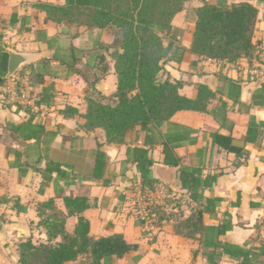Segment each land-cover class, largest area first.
Returning <instances> with one entry per match:
<instances>
[{
    "label": "crops",
    "instance_id": "obj_1",
    "mask_svg": "<svg viewBox=\"0 0 264 264\" xmlns=\"http://www.w3.org/2000/svg\"><path fill=\"white\" fill-rule=\"evenodd\" d=\"M90 2L0 0V69L6 70L0 73V264H16L22 242H49L41 225L47 215L63 218L69 235L81 219L89 238L120 235L135 246L101 264H264V67L189 51L194 11L204 3L253 5L252 43L263 45L264 0H186L164 39L173 46L169 56L176 47L183 53L179 61H161L162 79L178 83L187 99L195 100L201 87L211 97L203 111L135 126L118 143L100 129L87 130L83 118L87 98L116 92L113 35L61 14ZM43 6L56 10L47 14ZM10 53L21 58L12 75L33 106L2 98V88L11 87ZM143 158L151 162L144 182ZM151 185L180 195L184 217L202 211V229L186 238L171 222L145 225L133 199ZM240 252L250 254L244 259ZM89 258L86 251L67 264H89Z\"/></svg>",
    "mask_w": 264,
    "mask_h": 264
},
{
    "label": "trees",
    "instance_id": "obj_2",
    "mask_svg": "<svg viewBox=\"0 0 264 264\" xmlns=\"http://www.w3.org/2000/svg\"><path fill=\"white\" fill-rule=\"evenodd\" d=\"M185 1L91 0L89 6L61 9L62 18L82 23L89 29L108 30L114 38L112 58L116 92L111 98H87V110L83 115L87 130L100 129L107 141L118 143L135 126L142 129L148 125L159 126L177 111L204 110L211 97L204 88H200L195 100H190L179 95L178 83L168 77L162 79L164 64L161 65V61L165 63L169 57L179 61L183 53L180 47H176L169 56L173 46L171 42L166 45L164 39L170 36L171 21L183 9ZM43 9L47 14L56 10L48 6ZM194 15L189 49L192 54L215 61L235 63L246 59L251 63L258 48L257 43H252L257 17L253 5L247 2L229 5L204 3L195 9ZM5 71L3 65L0 73L5 74ZM150 163L146 158L139 163L142 182L146 180ZM151 211L157 213L159 223L163 220L174 223L175 232L183 237L188 238L190 233L202 229V211L192 212L187 217L182 212L165 215L158 207ZM41 225L49 242L33 244L27 240L20 243L16 264H67L86 251L90 254L89 264H101L111 257L121 258L135 249L120 235L98 240L89 238L88 224L81 219L73 235L64 231V219L54 215L43 218ZM57 237L61 238L60 242H50ZM240 254L246 259L250 253Z\"/></svg>",
    "mask_w": 264,
    "mask_h": 264
},
{
    "label": "built area",
    "instance_id": "obj_3",
    "mask_svg": "<svg viewBox=\"0 0 264 264\" xmlns=\"http://www.w3.org/2000/svg\"><path fill=\"white\" fill-rule=\"evenodd\" d=\"M251 64L257 67H264V44L257 48L255 57L251 60ZM11 87L4 86L5 95H2L4 100L11 102L16 107H29L33 106L34 99L27 94L23 82L17 75H10L8 78ZM189 195L186 196L188 198ZM180 195L168 194L164 190L152 187L146 190L139 189L135 192L133 203L135 205L137 217L145 225H156L158 222V215L156 212L151 211L153 207H158L165 215H173L178 213L177 203L181 199ZM166 222V221H165Z\"/></svg>",
    "mask_w": 264,
    "mask_h": 264
},
{
    "label": "water",
    "instance_id": "obj_4",
    "mask_svg": "<svg viewBox=\"0 0 264 264\" xmlns=\"http://www.w3.org/2000/svg\"><path fill=\"white\" fill-rule=\"evenodd\" d=\"M9 55H10L9 74L12 75L19 68V66L21 64V58L15 54H12V53H10Z\"/></svg>",
    "mask_w": 264,
    "mask_h": 264
},
{
    "label": "rangeland",
    "instance_id": "obj_5",
    "mask_svg": "<svg viewBox=\"0 0 264 264\" xmlns=\"http://www.w3.org/2000/svg\"><path fill=\"white\" fill-rule=\"evenodd\" d=\"M218 5H223V4L221 3V4H218Z\"/></svg>",
    "mask_w": 264,
    "mask_h": 264
}]
</instances>
